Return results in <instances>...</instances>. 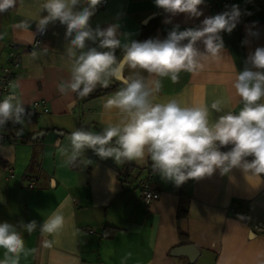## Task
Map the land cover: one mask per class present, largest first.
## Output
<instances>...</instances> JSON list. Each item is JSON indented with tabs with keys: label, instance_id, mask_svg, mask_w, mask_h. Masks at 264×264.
<instances>
[{
	"label": "crops",
	"instance_id": "crops-1",
	"mask_svg": "<svg viewBox=\"0 0 264 264\" xmlns=\"http://www.w3.org/2000/svg\"><path fill=\"white\" fill-rule=\"evenodd\" d=\"M208 1L199 6L203 15L190 18L158 8L155 0H102L89 23L101 29L118 24L121 34L136 40L144 20L156 14L157 26L148 39L164 40L176 25L181 31L197 28L206 17L238 5L244 20L231 33H220L224 42L221 59L207 62L195 74L181 71L176 83L169 77L159 78L161 88L155 95L157 103L175 99L182 106L206 105L210 120H215L223 114L211 109L216 100L223 102L224 111L238 113L242 107L233 84L239 71L251 67L247 63L250 53L264 47V0H231L216 14L211 13ZM43 3L16 0L15 7L0 13V72L7 42L32 43L36 21L47 15L41 12ZM65 32L66 25L58 20L50 23L41 46L33 50L38 58L30 56L32 51L23 52L11 84V92L24 107L44 99L49 108L37 119L11 129L16 144H0V223L16 225L23 236L19 264H186V256L170 253L183 244L179 232L199 250L194 264H264V177L246 179L241 169L234 168L227 175L217 169L210 177L186 181L187 215L178 221L176 185L153 170L151 181L159 196L149 205L143 203L135 180L145 174L147 164L130 161V174L123 176L124 163L118 165L113 158H101L87 148L77 160L64 163L71 155L72 132H100L122 118L118 109L104 105L124 86L113 78L109 86L116 84L117 88L97 97L78 99L70 91L61 94L58 85L71 79ZM196 46L204 50L202 42ZM115 54L120 59L121 49ZM134 72L148 75L124 66L123 79ZM61 149L67 155H61ZM83 159L91 163L83 164ZM8 168L13 170L10 177ZM31 181L34 186L29 188ZM233 200L245 206L243 219L229 210ZM57 211L61 225L42 233L40 225ZM31 221H36L37 228L29 234L21 223ZM6 255L11 257L0 248V261Z\"/></svg>",
	"mask_w": 264,
	"mask_h": 264
},
{
	"label": "clouds",
	"instance_id": "clouds-1",
	"mask_svg": "<svg viewBox=\"0 0 264 264\" xmlns=\"http://www.w3.org/2000/svg\"><path fill=\"white\" fill-rule=\"evenodd\" d=\"M101 3L102 0H44L41 6V12L47 15L36 21L39 32L57 20L66 25L65 51L71 61V79L58 85V91L87 96L97 85L108 87L113 78L119 79L124 66L148 75L134 72L105 102L106 109L115 108L122 114L118 122L100 132L77 129L70 134L72 151L64 163L77 160L87 148L101 158H113L118 165L135 161L143 166L150 161L154 172L176 186L190 179L210 177L217 169L222 176L239 168L246 179L264 177V47L250 53L247 63L251 67H245L235 77L233 87L242 103L238 113L224 111L223 102L216 100L211 109L223 114L210 120L206 105L182 106L175 99L154 102L161 88L159 78L169 77L176 83L181 71L195 74L204 70L207 62L221 59L224 42L220 33H231L236 27L241 15L239 6L206 17L197 28L181 31L176 25L164 40L140 42L129 39L127 33L121 34L118 24L92 28L90 18ZM203 3L204 0H155L158 8L172 15L186 13L190 18L203 15L199 9ZM82 4L86 6L77 10ZM15 5L16 0H0V13ZM89 41L97 46L88 47ZM198 41L203 43V51L196 46ZM116 49L122 51L120 59ZM30 56L36 59L38 53L32 51ZM25 115L24 106L13 95L0 101V127L9 121L20 123ZM229 145L228 151H221ZM61 155H67V150L61 149ZM82 163L91 161L83 159ZM61 223L57 211L40 225L41 232L51 233ZM21 226L30 234L37 223ZM0 248L11 254L0 264H9V260L10 264H19L24 239L16 225L0 223Z\"/></svg>",
	"mask_w": 264,
	"mask_h": 264
},
{
	"label": "built area",
	"instance_id": "built-area-1",
	"mask_svg": "<svg viewBox=\"0 0 264 264\" xmlns=\"http://www.w3.org/2000/svg\"><path fill=\"white\" fill-rule=\"evenodd\" d=\"M231 0H211L208 1V7L211 10L212 14L218 13L221 6L228 5ZM104 2H102L103 4ZM244 20V16L240 15L239 20L236 24V27H240ZM46 34L44 32H39L37 27L34 29V39L29 45H20L16 42H7L6 43V52L4 57V63L1 67L0 72V101L6 98L8 95H15L11 92V84L14 79L17 70L20 67L21 54L27 51H33L38 49L41 46L42 39ZM88 47H94L92 42H88ZM26 110V115L22 121L29 119H37L43 113H47L49 108L44 99L35 100L30 103L28 106L24 107ZM21 123V122H20ZM20 123H14L9 121L4 127H0V144H16L17 139L12 134L11 129L20 125ZM152 167L151 162L146 166V172L144 175L136 178V186L140 190V196L145 205H149L152 201L156 200L159 196V192L152 184ZM13 174L12 168L7 169V176L10 177ZM34 186V181L29 182L28 187L32 188ZM229 210L233 213H236L237 217L243 219L246 214V208L239 200H233L229 206ZM92 230H88L91 232Z\"/></svg>",
	"mask_w": 264,
	"mask_h": 264
},
{
	"label": "trees",
	"instance_id": "trees-1",
	"mask_svg": "<svg viewBox=\"0 0 264 264\" xmlns=\"http://www.w3.org/2000/svg\"><path fill=\"white\" fill-rule=\"evenodd\" d=\"M151 19H152L151 21H149L148 23L142 25L140 34L137 37L136 41L143 42V41L147 40L149 38V36L151 35V33L154 31V29L157 26L158 15L152 17ZM116 88H117L116 84L110 85L108 87L97 86L95 88V90L93 92H91L90 94H88L87 96L81 97V96H79L76 93V97L78 99H80V98L86 99V98H91V97H97L99 95H102V94L108 93L110 91H113ZM230 148H231V145H229V146H227L225 148H222L221 151H228ZM249 158H251V157H249ZM131 168H132V166H131L130 162H125L124 163V171L122 173L123 176H129ZM176 190H177L178 195L180 197L179 205H178L177 212H176V219L179 221V220L185 218L186 215H187V205H186V202H185L186 194L184 193L183 184L180 185V186H176ZM179 237H180V243H183V244H187L188 243L187 240H186V235L185 234L179 232ZM186 264H194V261L193 262H188Z\"/></svg>",
	"mask_w": 264,
	"mask_h": 264
},
{
	"label": "water",
	"instance_id": "water-1",
	"mask_svg": "<svg viewBox=\"0 0 264 264\" xmlns=\"http://www.w3.org/2000/svg\"><path fill=\"white\" fill-rule=\"evenodd\" d=\"M155 15L156 14L150 15L148 18H146L144 20L143 24H145L150 17H153ZM117 80H119V81H123L124 80L123 77H122V69H121V72H120V78L117 79ZM170 253L173 254V255L186 256L188 258L189 262H193V261H195L196 257L198 256L199 250L194 244L187 243V244H182V245L175 246L174 248L171 249Z\"/></svg>",
	"mask_w": 264,
	"mask_h": 264
}]
</instances>
